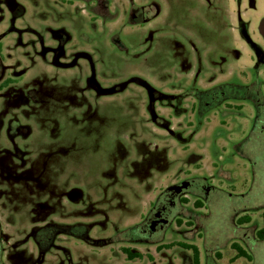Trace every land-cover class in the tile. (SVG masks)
<instances>
[{
    "label": "rangeland",
    "instance_id": "rangeland-1",
    "mask_svg": "<svg viewBox=\"0 0 264 264\" xmlns=\"http://www.w3.org/2000/svg\"><path fill=\"white\" fill-rule=\"evenodd\" d=\"M157 1L161 14L132 26L126 24L129 0H111L120 16L109 22L86 0H0V83L7 81L0 111L14 105L16 116L32 125L26 140L32 152L16 157L0 120V264H134L120 243L104 239L136 225L161 188L194 175L213 178L220 188L211 210H198L206 226L193 241L201 264L218 241V264H230L236 236L253 257L234 264H264V239L256 235L263 225L264 135L259 127L251 131V115L212 111L193 133L198 118L188 99L179 111L168 98L159 100L158 124L147 89L187 90L201 64V86L214 77L232 83L259 77L264 89V0ZM95 81L112 92L94 91ZM238 138L234 149L240 150L230 154ZM215 143L226 149L221 157L229 155L231 181L214 174L222 160ZM108 158L115 170L108 169ZM73 187L84 190V199L67 200ZM187 197L185 207L193 208ZM185 207L180 214L188 213ZM247 213L251 221L238 224ZM50 221L61 223L63 232L44 229ZM190 222L173 223L162 246L190 242ZM151 250L141 264H183L187 252L179 246Z\"/></svg>",
    "mask_w": 264,
    "mask_h": 264
},
{
    "label": "flooded vegetation",
    "instance_id": "flooded-vegetation-1",
    "mask_svg": "<svg viewBox=\"0 0 264 264\" xmlns=\"http://www.w3.org/2000/svg\"><path fill=\"white\" fill-rule=\"evenodd\" d=\"M88 8L99 18L102 19L103 22H109L112 20H116L120 16V12L118 8H112L111 0H86ZM155 2H159L157 0H147L144 4H138L136 0H129V8L127 13L126 24L128 25H137V24H146L157 18L161 14V10L158 13V8ZM160 3V2H159ZM111 14H116L114 19H110L109 16ZM182 54V52H181ZM201 61V60H200ZM263 61L261 55L258 56L256 61V66H258ZM204 65L201 64L199 69L194 70L193 77H195L194 84L188 88L187 90H183L176 95H170L162 91H157V89L147 86V89L150 94L148 109L150 114L153 116V120L158 124L162 123L163 116L159 112L160 107L163 106L161 101L164 98H168L170 104L176 106L177 111L186 110V108H180L181 103H183L184 99H188V110H191L198 118V124L193 131H197L201 125L203 124L205 117L208 113L214 112L219 113L221 115H229L240 114L241 116H246L245 114H250L252 117V129L259 127L260 135H264V89L261 83V79L254 78L253 80L247 83H232L221 81L218 77H214L211 82H209L208 86H201L198 82H200V76L202 71L204 70ZM259 67V66H258ZM188 69L186 71H189ZM192 72V71H191ZM190 73V71H189ZM136 79V78H134ZM6 81V80H5ZM3 81L0 83V90H2L6 85L7 81ZM129 82V81H128ZM143 83V82H141ZM230 90L228 91V89ZM92 89L100 94H110L112 92L111 88H105L98 81L93 82ZM4 95L3 93L0 94ZM177 98V101H175ZM8 106V104H7ZM246 106L251 107L250 109H246ZM18 110L13 106H8L7 110L0 111V120L2 123L6 124L5 130V140L6 142H11L12 146H15L14 153L16 157L23 156V154L29 155L32 152L31 144L27 143V138L31 134L32 125L25 121H22L19 117L16 116ZM223 123H227V120H222ZM168 125V124H167ZM165 125V126H167ZM170 130V134L177 135V131L175 129H171L170 125L167 126ZM193 133L188 136V140L193 138ZM238 137V136H237ZM240 139H233L231 141L232 151L230 154L235 153L239 150L234 149L236 145L240 146L241 143H237ZM235 151H234V150ZM214 153L217 154V159L221 158V161H216V171L215 176L228 178L231 181V177L228 175L231 174L230 170H226L225 164L228 163L227 156L226 158L221 157L222 151L226 150L225 147H220L217 143L214 144L213 147ZM212 150V151H213ZM43 152V151H41ZM18 155V156H17ZM42 155V154H39ZM235 155V154H234ZM233 155V156H234ZM230 159H234V157ZM25 157V156H23ZM108 169L115 170L114 165L111 163L114 161L111 158H108ZM219 174V175H218ZM211 179H207L201 176H192L183 178L179 182L171 183L167 185V187L161 188L160 192L157 195L149 200V208L146 212L141 216L140 220L134 226H128L123 230H119L113 235L108 236L104 240L109 243L118 242L121 244L120 248L122 253L126 257L127 262H134V264H141V260L145 257L149 260L152 257L151 248L154 247L156 252H161L164 248H171L169 246H162V236L164 232L172 226L173 223L181 222V219H189L194 222H190L194 227L187 233V236L190 239L189 243L192 245H196L198 247L199 254V246L195 244L194 239L196 238L195 232L201 230L200 226L202 224V228L205 230V223L203 224L201 218V213H198L200 208H204L205 206L210 209V198L212 195L217 194L220 190L219 186L214 183ZM234 186V185H233ZM232 186V187H233ZM111 192V186L108 188L106 193L100 195L99 199L103 200L107 198V193ZM190 196L193 198V208H186L185 206L190 203ZM84 190L79 187H73L67 193V200H71L72 202H78L84 199ZM185 207V210L188 209V213L180 214V212ZM189 209L192 210L189 213ZM253 210H256L253 208ZM103 211L101 208L97 210L98 213ZM184 211V210H183ZM182 211V212H183ZM246 215V214H245ZM244 215V216H245ZM247 215H249L247 213ZM243 216V217H244ZM251 217V215H249ZM243 217L237 220L238 224L248 223L251 221L252 217L249 219L250 221L244 222ZM263 221V217H262ZM238 224L236 227H238ZM44 229H49L51 231H56L58 234L62 233V224L58 221H50L44 227ZM200 228V230H199ZM260 229V228H259ZM258 229V230H259ZM257 230V237H258ZM35 230L34 232H37ZM123 234V236H122ZM36 235V234H35ZM90 238V237H87ZM259 238V237H258ZM260 239V238H259ZM239 238L236 236L235 239H230V247L235 251V260L243 259V256H238V246L244 247L247 250L248 247L244 246L243 243L238 241ZM261 240V239H260ZM184 242V241H183ZM126 243V244H125ZM174 246H179L178 242H173ZM216 243L214 247L208 252H206V264H218L219 260L222 259L221 250L222 243L220 241L214 242ZM140 246H148L149 250L143 252L140 250ZM172 246V247H174ZM140 248V249H139ZM183 248V247H181ZM185 249V248H184ZM187 252L183 257V264H201L199 255L196 256L194 248L185 249ZM207 250V249H205ZM250 251V250H249ZM129 252L133 253L135 257H130ZM251 253V252H250ZM216 254L215 256H211ZM252 254V253H251ZM253 257V254H252ZM235 260H233L235 262ZM230 264H234V262ZM140 262V263H139ZM133 264V263H132Z\"/></svg>",
    "mask_w": 264,
    "mask_h": 264
},
{
    "label": "trees",
    "instance_id": "trees-1",
    "mask_svg": "<svg viewBox=\"0 0 264 264\" xmlns=\"http://www.w3.org/2000/svg\"><path fill=\"white\" fill-rule=\"evenodd\" d=\"M115 17H116V14H111V15L109 16L110 19H114ZM262 217H263V225H262V227L258 230V237H259L261 240L264 239V211L262 212ZM250 218H251V217H250L249 215L246 214V215L243 217V221H244V222L250 221V220H249ZM174 245H175L174 243H171V244H170V247H172V246H174ZM178 245H180L181 247H183V248H185V249H188V248H194L195 253H196L195 255L198 256V247H197L196 245H192V244L185 243V242H180V243H178ZM237 250H238V256H243L244 258L249 259V260L252 259V254H251L250 251L247 250L246 248L241 247V246H238ZM129 254H130V257H132V258L135 257V255H134L133 253L129 252ZM197 264H198V262H197Z\"/></svg>",
    "mask_w": 264,
    "mask_h": 264
},
{
    "label": "water",
    "instance_id": "water-1",
    "mask_svg": "<svg viewBox=\"0 0 264 264\" xmlns=\"http://www.w3.org/2000/svg\"><path fill=\"white\" fill-rule=\"evenodd\" d=\"M155 4L157 5V8H158V13L160 12L161 10V4L159 2H155Z\"/></svg>",
    "mask_w": 264,
    "mask_h": 264
}]
</instances>
